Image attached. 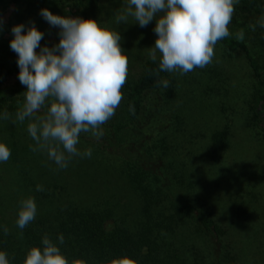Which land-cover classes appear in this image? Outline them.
Masks as SVG:
<instances>
[{
  "label": "trees",
  "instance_id": "1",
  "mask_svg": "<svg viewBox=\"0 0 264 264\" xmlns=\"http://www.w3.org/2000/svg\"><path fill=\"white\" fill-rule=\"evenodd\" d=\"M113 3L114 0H0V18L10 6L25 5L22 12L17 8L12 24H24L27 28L30 22H34L44 33L41 47H52L59 43V28L49 25L42 18L41 9L47 8L55 15L98 21L105 7ZM262 16L264 0H239L229 26L232 35L219 43L229 54H244L249 63L256 83L248 103L249 110L245 113L249 125L264 140V28L257 23ZM253 24L256 25L255 31L249 27ZM3 28H6L5 25H2ZM240 29L245 32L243 41L235 39ZM5 33L0 36V113L7 111L14 116L24 102L22 93L26 87L18 79V57L10 48L12 38H6ZM48 36L54 42L48 43ZM157 68L158 60L153 62L149 58L142 64L138 77L128 75L122 89V103L115 116L102 126L104 144L92 140L96 146L118 150L126 157L118 174H115V179L123 183L121 194L116 196L112 193L107 199L101 197L100 202L98 198L89 199L83 194L85 192L68 190L73 182L63 187L53 182L52 187H49V182L44 179L48 175L34 178L32 184L35 188H32L36 191L37 185H41L44 190L27 192L37 205L33 222L23 230L17 227L18 198L17 207L14 206L8 214L0 211V251L8 254L10 264H23L31 247H43L45 235L57 244L69 261L82 259L87 264H109L113 258L126 255L136 260L137 264H199L197 254L192 253L197 250L194 244L204 241L212 245L226 234L208 205L200 200L185 202L174 210L167 209L164 204L172 188L188 186L194 190L196 183L184 171L186 163L181 159V152L179 154L181 143H177V137L185 139L186 129H183V125H186V120L176 115L170 133L162 131L165 126L156 130L157 122H169L170 116H163L165 122L159 119L160 109L171 106L176 89L178 92L180 87L176 78L170 76L168 79L170 73L164 72L160 73V78L169 80L170 86L167 89L158 87L157 77L149 72ZM13 77L15 82L8 86L7 79ZM130 105L135 109L134 114L129 111ZM153 129L156 130L155 134L161 131L156 143L141 145L139 142L144 141L141 134L148 136ZM136 133L140 134L137 139L139 144L135 142L134 147H130L129 139ZM230 135V125L213 132L208 138L203 159L211 163L221 162L229 149ZM203 136L194 137L201 139ZM159 161L164 179L153 170ZM26 162L33 173L39 170L33 165L37 161L29 155ZM93 168H87L77 188L84 186L92 192L93 185L99 181L98 178L101 179V176L94 175ZM172 172L174 178L170 176ZM109 174L106 171L102 176ZM26 180L29 181L28 168L22 187H28ZM175 191H172L173 195ZM121 199L125 200L124 203H121ZM4 226L9 229L7 235L3 232ZM61 235L64 237L63 244H59L58 240ZM216 252L219 254L220 249ZM230 257L233 264L235 257Z\"/></svg>",
  "mask_w": 264,
  "mask_h": 264
},
{
  "label": "rangeland",
  "instance_id": "2",
  "mask_svg": "<svg viewBox=\"0 0 264 264\" xmlns=\"http://www.w3.org/2000/svg\"><path fill=\"white\" fill-rule=\"evenodd\" d=\"M125 6L126 0H114L113 4L105 7L98 21L120 33L121 46L130 62L129 75L138 77L142 64L149 59V48L157 39L153 31L156 20L153 19L147 27L142 28L129 17L128 24L118 25L115 16ZM25 7L12 5L6 10L1 17L6 28L0 31V36L6 32L5 37L13 39L11 29L14 26V14L17 8L22 12ZM47 42L52 43L54 39L48 36ZM170 76L176 78L180 87L178 92L176 89L171 106L160 109L159 119L165 122L163 116H170L169 122H157L156 130L165 126L162 131L170 133L176 115L186 120V125H183V129H186L185 139L177 137V143H183L182 146L180 144L179 154L181 152V159L186 163L184 171L196 185L194 190L188 186L172 188L164 204L167 209L174 210L185 202L200 200L208 205L216 222L226 231L217 243L209 245L208 242L201 241L194 244L197 250L192 253L197 254L199 264H232L230 256L235 257L233 264H264V140L247 121L248 103L256 83L249 63L244 54H229L218 43L210 65L185 75L170 73L168 79ZM14 82V77L7 79L8 86ZM14 119L15 115L10 120H0V142L7 144L11 150L10 159L0 163V211L8 214L14 206L17 207L16 198L21 201L31 196L27 192H39L32 188V182L34 178L44 174L48 175L44 179L49 182V187L54 183L63 187L68 182H73L68 190L85 192L83 194L89 199L98 198L100 202L101 197L107 199L112 193L116 196L121 194L123 183L115 179V174H118L126 157L118 150L92 143V140H96L104 144L103 136L96 139L89 133H81L77 147L80 151L91 148V158L73 157L66 169H58L48 159L46 152L31 150L30 145L35 147V141L27 132L29 120L12 123ZM227 125L231 128L228 151L219 163L205 161L202 156L205 154L208 138ZM155 131L153 129L148 136L141 134L144 141L139 143L144 146L156 143L161 131L156 134ZM200 134L204 135L201 139L194 137ZM139 136L136 133L134 137H130L128 145L134 147L133 143H138ZM190 142L191 145L188 146ZM28 155L37 161L33 164L35 168H39L36 173L27 167ZM159 163L161 162L153 170L164 179ZM26 168L29 181L26 180L25 184L28 187H22ZM87 168H93L94 175L101 176L96 185H93L92 192L84 186L77 188ZM106 171L111 174L102 176ZM170 176L174 178L175 174L172 172ZM173 190H176L174 195ZM120 201L124 203L125 200ZM217 249H220L219 254Z\"/></svg>",
  "mask_w": 264,
  "mask_h": 264
},
{
  "label": "clouds",
  "instance_id": "3",
  "mask_svg": "<svg viewBox=\"0 0 264 264\" xmlns=\"http://www.w3.org/2000/svg\"><path fill=\"white\" fill-rule=\"evenodd\" d=\"M238 3L239 0H126L115 22L128 24L131 17L143 28L156 20L153 31L157 39L148 55L153 62L158 60V68L149 72L157 77L158 87L167 89L170 82L160 78L161 72L185 75L213 62L216 45L232 35L229 26ZM40 15L49 25L59 28V43L41 47L44 33L34 22L27 28L24 24L12 27L10 48L18 57V79L26 87L22 93L24 102L12 123L28 119L27 132L35 141L31 150L46 152L58 169H66L73 157L91 158V148L80 151L77 147L80 135L89 133L96 139L104 135L102 126L115 116L123 101L130 62L117 30L91 18L55 15L47 8L41 9ZM257 23L264 28V16ZM2 25L0 18V31ZM249 27L256 29L254 24ZM244 37L243 29L235 34L238 41ZM129 111L135 113L132 105ZM0 119L10 120L11 115L4 111ZM10 157V148L0 142V163ZM36 190L44 189L37 185ZM36 214L35 199H22L17 227L25 229ZM3 232L9 233L7 226ZM58 240L63 244V235ZM42 245L31 247L23 264H87L82 259L69 261L47 235ZM0 264H10L5 251H0ZM109 264L137 261L125 255L113 258Z\"/></svg>",
  "mask_w": 264,
  "mask_h": 264
}]
</instances>
